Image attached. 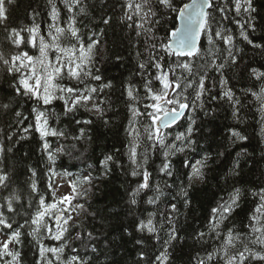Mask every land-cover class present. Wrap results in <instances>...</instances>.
Here are the masks:
<instances>
[{
	"label": "trees",
	"instance_id": "obj_1",
	"mask_svg": "<svg viewBox=\"0 0 264 264\" xmlns=\"http://www.w3.org/2000/svg\"><path fill=\"white\" fill-rule=\"evenodd\" d=\"M191 0H173V9H162L158 17V23L153 27V42L159 45H168L171 39V33L178 27V11ZM57 5L56 19L52 18L51 6L48 0H13L8 7V23L11 26L30 27L35 17L40 25V36L45 38L46 42L52 41L55 35V27L49 28V25L67 29L68 23L72 17L76 20V27L79 29L83 40L90 37L98 40L99 43L93 49V65L99 69L100 74L105 81H110L113 85L111 90H106L110 94L111 110L106 112L104 119H109L110 123L105 126L100 120H97V113L79 112L75 118L71 116H62L59 121L50 120L53 128H61L67 131L69 137L78 134L82 125H77L75 119L92 118L94 123L91 126H83L88 129V138L77 142L75 140H56L49 137V142L55 147L59 143L67 145L75 144L71 149V154L67 152L57 153L55 163H50L41 147V138L39 133L29 131L25 133L24 127L32 124L31 110L37 107V102L26 96L16 97L13 92V84L16 83L18 74L14 77L8 73L4 66H0V99L8 98L11 100V108L0 111V147L8 148L10 151L0 153V174H7L11 183L7 190L0 189V202L10 194L14 193L18 197L14 207L23 205L20 208L16 220L24 223L25 218L31 213L35 215L39 209L38 202L34 199L37 193L31 192L29 177L31 171L37 172V189L46 203H56L55 190L49 189V184L54 186L55 178L60 177L69 180L71 188L76 180L82 179L91 173L94 183H85L73 191V203L83 204V208L74 205V208L82 214L81 219L75 221L72 225L64 226L68 232L64 234L62 241H57L49 237L47 229L41 228L35 237L25 235L24 243L20 249L22 264H41L39 248H56L61 243L65 244L64 252L59 254L60 259L51 253H45L43 258L46 264L47 259H51L52 264H67L72 256L79 253V257L87 264H138L140 249L143 248L149 258L160 250L158 242L151 234L134 231L135 223L147 217L145 209L156 213L154 223L161 220L162 213L170 212V204H175L179 211L175 214L174 222L178 229V235L184 237L179 243L174 242V247L170 248L171 260L169 264H196L197 257H205L208 252L218 248L221 241L214 234H209L204 241L197 242L195 233L199 231L208 232V221L211 216V210L221 202V198L227 199L229 192L234 188H241L240 207L225 221L222 230L231 228L234 232L241 235L252 236L248 228V217L253 210L256 200L252 197L251 191L264 188V128L262 116L264 113L259 111L260 102L251 95L249 89L259 93L260 81L250 76L251 68H257L264 72V51L249 45L239 36V29L235 21L239 19L234 12L221 14L217 11L211 12V17H215L216 22L211 23V29L226 26L233 34L234 48L233 52L237 55L238 63L234 66L225 68V79L228 80L227 87L232 89L235 97L241 103L237 106L238 117L232 115L233 107L226 98L220 96L221 89L218 85L219 72L215 69H209L206 84L212 88L211 95H217L215 100L205 97L206 108L204 111L191 108L185 110V113L172 125L170 129L164 132L168 136V142H172L175 135L184 132L191 118L195 116L196 124L194 127L193 139L197 141L195 149L186 150L185 153H176L171 157L173 176L168 177L157 171L160 159L152 154L145 168L152 172L151 181L153 188L159 186L163 195L155 205H148L147 196L141 193L137 197V205H130L128 193L136 187L137 181L142 177H132L130 175V162L127 156L130 137L126 131L128 128L130 113L125 102L121 97L122 85L130 80L140 81L139 64L144 63L148 53L144 47V36L137 37L136 29L126 27L122 19L127 9L122 5L125 0H81L79 7L85 9L80 13L79 7L74 8L71 13L67 11L63 0H53ZM139 2V0H137ZM220 6L226 3V0H213ZM257 12L254 13L256 22L261 27L256 32L250 34V38L255 43L264 45V0H253ZM227 15V19H221ZM109 19V23L103 21ZM138 23V18L134 17ZM219 22V23H217ZM127 23H132L128 21ZM23 36H28L25 31ZM39 37H37L38 43ZM209 36L201 35L198 49L200 53L193 57H181L172 55L163 50H153L160 62L166 66V62L183 60L194 66L201 65L209 57V49L213 46L208 43ZM60 47H71L75 44L69 34L64 33L59 36ZM23 47V46H22ZM217 47H223L221 41H217ZM15 51V49H11ZM34 57L39 56L38 47L34 48L31 44L24 49ZM10 51V43L5 41L3 34H0V52L7 54ZM137 51L143 55L137 56ZM227 53L225 52V56ZM57 52L55 49H49V60L56 62ZM221 61L216 60L219 64ZM155 73V69H151ZM176 74L181 75V70L177 69ZM170 79H171V73ZM187 76V73H184ZM63 83H69L64 80ZM71 83H75L72 81ZM99 83V82H96ZM157 87L159 81L154 82ZM215 85V86H214ZM173 94L180 89L173 88ZM191 92V89H189ZM141 89V95H143ZM187 95V93H185ZM151 100L145 103H151ZM143 110V104L138 105ZM61 103L54 102L52 111L60 112ZM172 108V105H167ZM19 111L29 119L21 124H16L12 112ZM151 111V109H148ZM207 112V115L205 114ZM146 123H151L150 118L139 117ZM140 127V125H137ZM231 130L239 131L241 135L247 137L244 141H238L231 136ZM142 131V130H141ZM7 133V136L5 135ZM8 136L12 139H8ZM13 140L15 141L13 143ZM146 140L140 148L139 153L143 151L144 146L148 145ZM179 146V142H176ZM105 154H112L119 165H113V170L108 175H102L97 171V160H102ZM239 154V155H238ZM208 157L206 167L202 169L203 178L199 175H191L190 169L184 167V163L189 160L203 159ZM92 166L91 168L89 166ZM235 167V172L233 168ZM51 169V171H49ZM143 171V169L141 170ZM236 173H239L237 175ZM186 189L190 204H185V197L180 194L181 189ZM78 193H85L78 195ZM150 192L147 195H154ZM57 204L53 210L60 214L64 212ZM43 211V209H39ZM143 213V216L141 215ZM64 214H66L64 212ZM49 216L52 215L50 212ZM47 220V217H46ZM54 225V221H48ZM36 228V225H32ZM168 225L161 230V236L166 235ZM25 233L29 231L27 225L22 230ZM92 233V238L87 233ZM80 233V238H77ZM143 239L142 245H137L136 240ZM254 238V237H253ZM39 240V244L36 243ZM237 247H240L237 242ZM259 250L258 246H253ZM230 251L235 252V249ZM140 264H145L140 261ZM216 264V259L209 262ZM223 264V261L220 262ZM257 264V262H253Z\"/></svg>",
	"mask_w": 264,
	"mask_h": 264
},
{
	"label": "snow or ice",
	"instance_id": "obj_2",
	"mask_svg": "<svg viewBox=\"0 0 264 264\" xmlns=\"http://www.w3.org/2000/svg\"><path fill=\"white\" fill-rule=\"evenodd\" d=\"M13 0H0V34H3L5 41L10 43V51L5 54L0 52V66H4L5 70L13 74L14 77L18 74L16 83L13 84V92L16 97L26 96L34 99L37 102V107L31 110L32 124L24 127L23 131L28 133L30 130L39 133L41 138V147L47 156L50 163H55L57 153L67 152L71 154V149L76 147L75 144L67 145L59 143L55 147L49 142V137L56 138V140H75L77 142L88 138V129L83 126H91L94 123L92 118L75 119L77 125L80 127L78 134H73L69 137L66 130L61 128H53L50 125V120L55 119L59 121L62 116H71L73 118L83 110L85 113H97V120H100L105 126L110 123L109 119H104L106 112L111 110L110 94L106 90H111L113 85L110 81H105L99 69L95 68L92 61L93 49L99 43L93 37L83 40L79 29L76 27V20L72 17L68 23L67 29L49 25V28L55 27V35L52 36V41L46 42L43 36H40L41 27L33 17V22L30 27L17 28L8 23V5L12 4ZM51 6L52 18L56 19L57 5L53 0H48ZM67 11L71 13L74 8L79 7L81 0H63ZM173 0H125L122 5L127 9L122 19L125 21L126 27L135 28V35L137 37L144 36V47L148 53L144 63L139 64L140 81L130 80L122 85L121 97L125 102V106L130 113L128 128L126 129L130 140L128 146L127 156L130 162V175L132 177H142L137 181L136 187L129 193L130 205H137V197L144 193L147 196L145 203L148 205H155L163 195L159 186L153 188L151 176L152 172L145 168L148 164L152 154H155L160 159L157 171L164 175L171 177L172 161L171 157L176 153H185L186 150H194L197 141L193 139L194 125L196 124L195 116H193L189 124L185 127L184 132L175 135L172 142L166 143L168 140L165 129H170L177 119L180 118L185 110L191 108L193 112L196 109L204 111L206 108L205 97L215 100L217 95H211L212 88L206 84L209 69H215L219 72L218 85L221 89L220 96L226 98L233 107L232 115L234 118L238 117V108L241 101L235 97L232 89L228 88V80L225 79V68L227 66H234L238 63L237 55L233 52V34L229 29L224 27H217L211 29V23L216 22L215 17H211L212 10L224 14L231 10L235 16L238 17L235 23L239 29V36L243 38L249 45L254 48L264 51V45L255 43L250 34L257 31L261 26L256 22V17L253 15L257 12L253 0H226V3L218 6L213 0H191L190 4H185L182 9H177L179 15L185 20L183 28L176 29L171 33L174 38L173 45H157L153 42V27L159 21L154 19L158 17L162 9H173ZM80 13H84L85 9L79 7ZM134 17L138 18L137 23ZM221 19H227V15H223ZM132 21V23H127ZM105 24L109 23V19L103 21ZM219 23V22H217ZM28 33V36H23L22 33ZM67 33L70 38L75 41L71 47L62 48L59 44V36ZM209 36L208 43L213 47L209 49V57L205 59L204 63L194 66L190 63H185L183 60H176L166 62V66L162 65L153 50H163L170 52L172 55L181 57H193L200 53V49L196 47V38L201 34ZM37 37H39L37 43ZM217 41H221L223 47H217ZM31 44L32 47H38L39 56L34 57L24 49ZM23 46V47H22ZM15 49L12 51L11 49ZM49 49H55L59 55L56 56V62L49 60ZM225 52L227 55L225 56ZM143 54L137 51V56L141 57ZM216 60H220L219 64ZM151 69L156 72L152 73ZM181 70V75L176 74V70ZM171 73V79L170 74ZM187 73V76L184 75ZM251 77L260 81L264 85V72L257 68H251ZM68 80L69 83H63ZM75 81V83H71ZM155 81L160 82V86L155 85ZM99 82V83H96ZM215 86V85H214ZM173 88L180 89V91L173 94ZM141 89L143 95H141ZM191 89V92H189ZM251 95L260 102L259 111L264 113V86L260 88L257 93L249 89ZM187 93V95L185 94ZM151 100V103L145 101ZM54 102L61 103L60 112L52 111ZM143 104V110L138 105ZM167 105H172L168 108ZM11 108V100L8 98L0 99V111ZM151 109V111H148ZM162 114V115H161ZM207 115V112H205ZM15 117L16 124H21L29 117L23 116L19 111L12 112ZM139 117L150 118L151 123H146L145 120L138 119ZM262 123H264V116H262ZM140 125V127H137ZM142 130V131H141ZM264 132V128L261 129ZM7 136V133H5ZM231 136L238 141H244L246 136L241 135L239 131L231 130ZM8 139L12 137L8 136ZM149 142L144 146L142 152L139 153L137 149L142 146L144 141ZM15 141L13 140V143ZM176 142H179V146ZM11 148L0 147V153L10 151ZM239 155V154H238ZM208 157L203 159L189 160L184 163V167L190 169L189 179L191 175H199L203 178L204 173L202 169L206 167ZM97 171L102 175H108L113 170V165H119V161L112 154H105L103 159H98ZM92 167L91 165L89 166ZM143 169V171H141ZM51 171V169H49ZM235 172V167L232 170ZM239 175V173H236ZM37 172L31 171L29 177V185L31 192L37 193L34 199L38 202L39 209L35 215L31 213L25 218L24 223L16 220L19 215L20 208L23 205L14 207L17 200L20 199L16 194L10 193L3 202H0V264H22L21 247L24 243L25 235L35 237L41 228L47 229L50 238L62 241L64 234L68 232L67 227L72 219L69 209H63L65 215H59L53 210L57 208L56 203L48 204L45 198L39 194L37 189L36 177ZM11 183L10 177L7 174H0V189L7 190ZM94 183V178L91 173L84 176L82 179L76 180L73 185V191L85 184ZM49 189L54 191V186L49 184ZM154 192V195H147ZM241 188H234L229 192L227 199L221 198V202L211 210V216L208 221V232L199 231L195 233L197 242L204 241L209 234H214L215 237L221 241L218 248L203 258L197 257L196 264H209V262L216 259V264H264V188L251 191L252 197L256 200V204L251 210L248 217V228L252 236L241 235L234 232L231 228L222 230V225L228 221L236 210L240 207ZM85 193H78L84 195ZM180 194L185 197L184 203L190 204L188 199V192L186 189H181ZM74 196L65 195L61 198L60 203H67L71 208V201ZM170 204V212L161 214L162 219L154 223L156 213L145 209L147 212L146 218L139 219L134 225V231L147 232L151 234L158 242H160V250L151 258L147 256L144 249H140V261L145 264H169L171 260L170 248L174 247V242L179 243L184 237L178 235V229L174 222L175 214L179 211L175 204ZM83 208V204L76 205ZM52 213L49 216V213ZM143 216V213L141 214ZM47 217V220H46ZM48 221H54V225ZM165 224L169 227L165 236H161V230L165 228ZM27 225L29 231L25 233L22 231ZM32 225H36L33 228ZM81 234L77 233V238ZM87 236L92 238V233L88 232ZM254 237V238H253ZM239 242L240 247H237ZM39 244V240H36ZM137 245L143 244V239L136 240ZM253 246H258L259 250H255ZM65 244L61 243L56 248H39L41 264H45V253H51L60 259L61 253L64 252ZM235 249V252L230 251ZM46 264H52L51 259H47ZM61 264L63 262L61 261ZM67 264H87L79 257V253L72 256Z\"/></svg>",
	"mask_w": 264,
	"mask_h": 264
},
{
	"label": "rangeland",
	"instance_id": "obj_3",
	"mask_svg": "<svg viewBox=\"0 0 264 264\" xmlns=\"http://www.w3.org/2000/svg\"><path fill=\"white\" fill-rule=\"evenodd\" d=\"M137 2V0H136ZM57 55H59V53H57ZM56 60V57H55ZM162 115V114H161ZM54 190H55V194H56V203H59V206L61 208H67L69 209L70 213H71V217L72 219L69 222V225H72L75 221L81 219L82 214L79 213L75 208L74 205H76L75 203H73V200L71 201V208H69V205L67 203H60L61 198L65 195L68 196H73V191L71 188V184L69 180H65L64 178H60L57 177L55 178L54 181ZM59 215H65L64 212H61ZM65 225H63L64 227ZM68 226V225H66Z\"/></svg>",
	"mask_w": 264,
	"mask_h": 264
},
{
	"label": "water",
	"instance_id": "obj_4",
	"mask_svg": "<svg viewBox=\"0 0 264 264\" xmlns=\"http://www.w3.org/2000/svg\"><path fill=\"white\" fill-rule=\"evenodd\" d=\"M201 2H202V0H201ZM191 3V1L190 2H188L187 4H190ZM184 7V6H183ZM183 7H181V9L183 8ZM206 11H208L207 9H206ZM184 24H185V20L179 15V13H178V27H177V29H180V28H183L184 27ZM202 35V34H201ZM201 35L200 36H198L197 38H196V47L198 48V45H199V41H200V38H201ZM173 45V47H174V38L171 36V39H170V42H169V44L168 45ZM179 119V118H178ZM177 119V120H178Z\"/></svg>",
	"mask_w": 264,
	"mask_h": 264
}]
</instances>
